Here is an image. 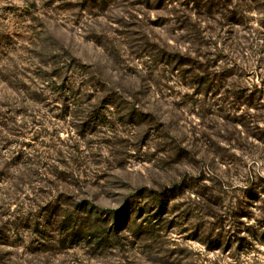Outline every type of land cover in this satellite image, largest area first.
Returning a JSON list of instances; mask_svg holds the SVG:
<instances>
[{
  "label": "rangeland",
  "instance_id": "1",
  "mask_svg": "<svg viewBox=\"0 0 264 264\" xmlns=\"http://www.w3.org/2000/svg\"><path fill=\"white\" fill-rule=\"evenodd\" d=\"M0 264H264V0H0Z\"/></svg>",
  "mask_w": 264,
  "mask_h": 264
},
{
  "label": "trees",
  "instance_id": "2",
  "mask_svg": "<svg viewBox=\"0 0 264 264\" xmlns=\"http://www.w3.org/2000/svg\"><path fill=\"white\" fill-rule=\"evenodd\" d=\"M112 214H116L117 225L119 227L120 226L119 223H120V215H121V213L113 212ZM116 229L118 230L119 228L116 227Z\"/></svg>",
  "mask_w": 264,
  "mask_h": 264
}]
</instances>
